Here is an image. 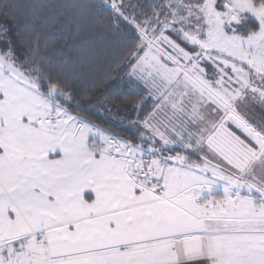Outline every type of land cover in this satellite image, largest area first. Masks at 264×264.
Wrapping results in <instances>:
<instances>
[{
  "label": "snow or ice",
  "instance_id": "snow-or-ice-1",
  "mask_svg": "<svg viewBox=\"0 0 264 264\" xmlns=\"http://www.w3.org/2000/svg\"><path fill=\"white\" fill-rule=\"evenodd\" d=\"M0 264H264V0H0Z\"/></svg>",
  "mask_w": 264,
  "mask_h": 264
},
{
  "label": "trees",
  "instance_id": "trees-1",
  "mask_svg": "<svg viewBox=\"0 0 264 264\" xmlns=\"http://www.w3.org/2000/svg\"><path fill=\"white\" fill-rule=\"evenodd\" d=\"M150 0H130V3L133 5H144L146 6ZM142 9L137 7L135 11L139 12ZM108 43L110 44V56L109 58L101 60L97 67L91 71L81 87L89 88L91 85L97 81H102L105 73L110 70L109 66L112 63V57H118L121 50L122 45L117 42L111 41L109 39ZM128 88L126 85H121L117 80H110L106 83L102 84V86L94 88L92 94L88 98L81 99L82 107L80 109H76V111L84 112L89 115V117L95 120L97 123L102 124L104 127L120 131L123 135V130L120 129L119 120L121 118L126 117L128 114L123 108L117 109L116 105H110L113 108V115H109L107 112L97 111L95 108H89V103H95L97 100L103 101L104 96H111L116 93H127Z\"/></svg>",
  "mask_w": 264,
  "mask_h": 264
}]
</instances>
